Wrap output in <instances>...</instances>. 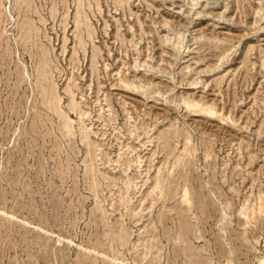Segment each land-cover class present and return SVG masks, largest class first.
Listing matches in <instances>:
<instances>
[{"label":"rangeland","instance_id":"rangeland-1","mask_svg":"<svg viewBox=\"0 0 264 264\" xmlns=\"http://www.w3.org/2000/svg\"><path fill=\"white\" fill-rule=\"evenodd\" d=\"M0 264H264V0H0Z\"/></svg>","mask_w":264,"mask_h":264}]
</instances>
